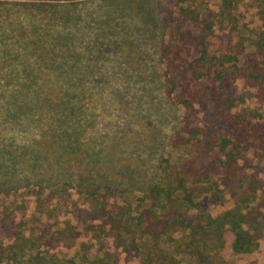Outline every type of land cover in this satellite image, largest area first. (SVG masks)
Returning <instances> with one entry per match:
<instances>
[{
    "label": "rangeland",
    "instance_id": "1",
    "mask_svg": "<svg viewBox=\"0 0 264 264\" xmlns=\"http://www.w3.org/2000/svg\"><path fill=\"white\" fill-rule=\"evenodd\" d=\"M181 8L202 13L200 19L214 20L211 55L239 56L240 68L246 70L236 81L240 109L254 111L257 121L264 122L262 86L250 77L264 75V52L253 48L255 41L264 40V0H233L231 17L226 20L223 0H0V86L7 89L0 91L44 87L45 83L57 89H83L81 116L77 122L70 117L65 127L78 131L86 156L93 155L87 157L89 163L103 167L110 182L137 191L136 196L160 180L165 169L190 171L195 181L198 171L211 173L205 182L210 187L206 206L212 217L222 219L239 209L245 216L253 211L249 218L253 227L261 223L258 244L245 252L233 249L235 236L226 226L221 250L224 263L264 264V146L259 144L241 161L250 175L245 190L252 188V181L259 183L258 198L250 207L231 196L233 186L228 187L220 170L203 166V157L176 146L182 110L168 96L161 49L194 26ZM52 44H58L55 51ZM52 59L56 63L51 68ZM32 70L39 78L27 77ZM28 101L33 103V99ZM221 117V113L207 115L214 124ZM41 119L30 127L25 118L17 131L9 128L3 137L13 140L17 148H30L42 138L46 118L41 115ZM1 159L7 166L5 156ZM19 171L22 182L12 180L17 186L11 198L0 192V238L10 241H2L6 245H12L20 226L28 236L42 227L39 216L33 215L36 199L31 196L40 189L34 181L26 184L25 180L36 174L26 168ZM70 195L74 201L79 199L73 190ZM53 205L58 208H51L54 215L66 224L70 210L57 207L58 202ZM54 219L49 225L58 226ZM80 232L75 241L65 244L44 237L26 252L22 264H91L103 248L92 234L83 228ZM111 245L107 248L115 253ZM122 261L134 260L125 254Z\"/></svg>",
    "mask_w": 264,
    "mask_h": 264
},
{
    "label": "trees",
    "instance_id": "2",
    "mask_svg": "<svg viewBox=\"0 0 264 264\" xmlns=\"http://www.w3.org/2000/svg\"><path fill=\"white\" fill-rule=\"evenodd\" d=\"M223 1L222 16L226 20L231 17L233 0ZM181 14L190 16L194 26L161 49L168 96L182 110L174 138L176 146L190 150L196 158L203 157V166L210 164L211 170H220L228 187L233 186L231 196L250 207L258 198V182L252 181V188L245 190L250 175L241 161L259 144L264 146V122L257 121L254 111L240 109L242 99L236 93V81L246 70L240 68L239 56L211 55L213 19H200L202 13L188 8H181ZM57 45L51 48L55 51ZM253 48L264 52V40L255 41ZM244 52L241 50V54ZM55 63L52 59L49 67ZM31 76L39 78L34 70L27 75L29 79ZM250 77L259 82L264 95V75ZM0 90L7 89L0 86ZM66 90L45 83L44 87L0 91V192L11 198L17 186L12 180L22 182L19 170H32L36 177L25 180L26 184L34 181L40 189L31 196L36 199L33 215L39 216L42 224L29 236L20 226L12 245L0 238V264H22L26 252L44 237L58 244L75 241L82 234L81 228L103 248L91 264H225L221 250L226 226L235 236L234 250L245 252L258 244L261 223L253 227L254 221H249L253 211L245 216L239 209L232 210L222 219L208 212L210 187L205 181L212 178L211 173L198 171L195 181L190 171L173 173L165 169L160 180L137 196V191L117 187L115 180L110 182V177L102 173L103 167L87 161L93 155L86 156L78 131L65 127L70 117L77 122L81 116L83 89ZM32 99L33 103L28 101ZM212 112L222 114L215 124L207 118ZM41 115L46 125L42 138L32 147L17 148L13 140L3 137L9 128L17 131L25 118L30 127L37 125L43 121ZM4 156L7 166L1 159ZM72 190L79 197L77 201L70 195ZM56 202L57 207L70 210L66 224L62 225L61 217L51 209ZM53 218L58 226L49 225ZM51 232L53 235H49ZM108 243L115 253L107 248ZM125 254L133 258V263L122 261Z\"/></svg>",
    "mask_w": 264,
    "mask_h": 264
}]
</instances>
